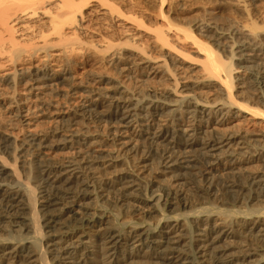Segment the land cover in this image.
<instances>
[{"label": "bare ground", "instance_id": "bare-ground-1", "mask_svg": "<svg viewBox=\"0 0 264 264\" xmlns=\"http://www.w3.org/2000/svg\"><path fill=\"white\" fill-rule=\"evenodd\" d=\"M244 3L0 0V264H264V170L242 168H264V13ZM90 52L110 88L75 78Z\"/></svg>", "mask_w": 264, "mask_h": 264}, {"label": "rangeland", "instance_id": "rangeland-1", "mask_svg": "<svg viewBox=\"0 0 264 264\" xmlns=\"http://www.w3.org/2000/svg\"><path fill=\"white\" fill-rule=\"evenodd\" d=\"M241 1L242 2L246 1V3H244V4H246L247 8L253 14L261 15L260 11H262L264 13V0H241ZM230 18L233 21L234 20H236V21H242L243 20L244 21L245 15L242 13H239V12H233V13H231ZM37 19H38V17L28 19L27 21L29 23L35 22L37 24L38 23V22H36ZM34 27H36V26H33V28ZM28 32H30V31H28ZM91 53L92 52H90V53H79L78 55L74 56L75 60L83 59L82 61L76 62V64H74L72 66V71L75 72V78L82 80L84 83L91 85V86L110 88L111 83L106 82V81H102V80H97L96 78H94L95 74H93V72L99 71V72H103V73H106V74L111 75V76H116V75L113 73V71H111V67H109L108 65H105V64L97 65V64H94L93 62L91 64L86 63L85 61L91 58V55H92ZM39 59H40V54L36 55V57L31 58V59H24L22 61V63H20L18 65V67L23 66V65H29L30 63L36 62ZM53 63L59 64V61L54 60V61H52V64ZM7 68H12V64L7 63L6 61L3 62V59L0 58V73L2 71L6 70ZM261 70L259 69V71H261ZM254 72H256V69ZM250 76H251L250 73H248V72L245 73V77L249 78L248 79L249 82H246L245 85H243V86H245L243 89L244 90L247 89L249 92H252L253 88L258 86V83H257V81H255V79L252 78L253 76H251V77ZM122 80L126 85H128L130 87H134L135 89H140V88H142L141 86H143V85L139 86V82H136L134 80H127L125 78H122ZM144 86L148 87L154 91H163L164 89L166 90L168 88V85L166 83H164L163 81L157 80V78L147 80L146 83H144ZM1 114H4V111L2 109H0V115ZM246 127L249 128L248 125H246L244 128H246ZM196 153L198 154V152H196ZM200 157H201L200 155H197V158L202 162V159ZM205 166L206 165H201V168H204ZM242 168H243L245 175H251L252 173H260V172H263V170H264V168L260 164V162H255V161H250V162L244 163L242 165ZM213 171L215 173L218 172V170H213ZM223 187H224L223 184L219 183L217 190H215V191L220 192V194H221L222 191L220 189H223ZM192 200H193L194 204H196L199 201L197 197L196 198L192 197ZM252 203H254V202H250V203H246V204H242V205H239V203H236L235 208L247 209L246 207H249ZM226 207H232V205L226 204ZM126 209H128V210L126 211ZM126 209L120 210V216L130 218V219L134 220L135 222H140L145 218L144 217L145 213L141 212L143 209H141L139 211H134V209L131 207L126 208ZM134 212H135V214H134ZM155 217L156 216L154 213L151 214L149 221L154 220ZM262 243H264V242H262ZM260 244L261 243H259L258 245L260 246ZM260 247H262V246H260ZM257 258H258V256H253L251 259L255 260ZM253 262H249L247 264H253Z\"/></svg>", "mask_w": 264, "mask_h": 264}]
</instances>
